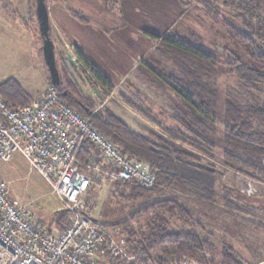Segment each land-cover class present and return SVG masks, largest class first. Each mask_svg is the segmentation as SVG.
Listing matches in <instances>:
<instances>
[{
	"label": "rangeland",
	"instance_id": "obj_1",
	"mask_svg": "<svg viewBox=\"0 0 264 264\" xmlns=\"http://www.w3.org/2000/svg\"><path fill=\"white\" fill-rule=\"evenodd\" d=\"M209 1L212 6H219L230 13L237 11L230 5L231 0ZM237 1L240 0H233ZM44 3L49 13V35L54 43L60 75L65 72L63 67L67 66L66 73L92 101L93 109L98 111L107 107L133 128H136L135 119L157 132L161 131L158 125L127 104L122 95L133 98L143 108L151 109L167 124H173L169 114L180 103L172 90L157 81L156 75L162 74L172 82L169 76L175 71L161 48V40L148 36L147 32L163 36L169 31H177L186 35L190 29L201 35L210 48L217 46L218 70L213 83L219 97V113H222L227 100L243 104L252 99L264 103V92L242 85L228 71L224 48L237 52L243 61L248 60V54L226 35L221 17L211 18L205 12L208 5L203 0H44ZM4 4L8 7H0L4 9L0 16L14 15L10 11L13 9L11 4H19V11L15 14L19 19L23 16L24 20H20L22 24L16 27H6L5 19L0 17V82L13 77L34 96L45 82L51 84L41 52L42 38L34 18L35 0H0V5ZM256 4L259 6L256 15L264 19V0H258ZM60 49L70 51L78 66L71 67ZM79 52L108 78L110 89L94 78L92 69L80 58ZM61 85H66L62 75ZM91 85L98 88L100 96L92 91ZM89 150L96 167L88 168L98 183L91 182L82 197L83 211L113 233L123 260L128 253L126 229L138 233L150 220L149 212H142V199L122 202L113 195L114 168L92 145H89ZM216 153V158L210 162L223 170L218 187L229 194L233 202L229 211H223L219 199L211 205L192 199L194 197L181 185L165 189L159 196L176 195L179 201L191 205L192 227H203L205 235L211 233L212 249L208 256L213 259L212 264H219L223 244L231 246L244 261L250 260L251 254L260 257L264 251V185L223 167L218 159L221 146ZM0 178L8 188L9 200L27 207L36 220L46 224L59 221L52 224L57 230H62L68 223L69 214L64 211L61 200L21 153H15L9 161L0 162ZM217 196L223 198L221 194ZM114 221H119V224L111 226ZM170 228L185 227L172 220ZM129 258L134 256L129 255ZM254 262L252 260L249 264Z\"/></svg>",
	"mask_w": 264,
	"mask_h": 264
},
{
	"label": "trees",
	"instance_id": "obj_2",
	"mask_svg": "<svg viewBox=\"0 0 264 264\" xmlns=\"http://www.w3.org/2000/svg\"><path fill=\"white\" fill-rule=\"evenodd\" d=\"M203 1L208 5L204 8L205 12L211 18L221 17L226 35L248 54V60L243 61L237 52L224 48L228 71L242 85L264 92V19L256 15L258 0H231L230 5L237 10L231 13L219 6H212L209 0ZM188 31L186 35L169 31L163 36L147 32L148 36L161 40V48L175 71L169 76L172 82L168 76L156 75L157 81L172 90L180 102L169 114L173 124H167L151 109L143 108L133 98L121 94L127 104L158 125L160 132L135 119L136 128H133L107 107L98 111L93 109L92 101L86 98L79 85H75L66 73L67 66L63 67L65 72L61 73L66 85H55L63 102L86 118L122 154L144 164L153 177L152 186L145 189L130 180H116L113 183V195L122 202L142 199V212H149L150 217L138 233L126 229L127 255H133L134 258L120 259V264H170L182 259L212 264L213 259L209 257L212 249L211 233L205 235L203 227L197 225L199 230L192 227L191 205L179 201L176 195L161 197L159 193L181 185L194 197L192 199L209 205L219 199L223 211H229L233 202L229 194L223 193L218 187L223 170L210 162L216 158L219 146L221 154L218 159L223 167L264 185V103L252 99L243 104L227 100L222 106V113H219V97L213 83L218 70L217 46L210 48L203 42L201 35L190 29ZM78 55L92 69L94 78L110 89L108 78L80 52ZM70 66L74 67L72 64ZM149 71L154 73L150 68ZM47 79L50 81L49 76ZM0 96L11 105H25L33 99L13 77L0 82ZM90 153L86 149L79 153V159L86 161L80 168L91 182L96 183L92 171L86 166L93 162ZM154 194L157 196H152ZM218 194L223 198H218ZM226 206L228 209L224 210ZM172 220L185 228H170ZM118 222L114 221L110 225L117 226ZM257 222L262 223L259 220ZM220 256L219 264H246L228 244L221 246Z\"/></svg>",
	"mask_w": 264,
	"mask_h": 264
},
{
	"label": "built area",
	"instance_id": "obj_3",
	"mask_svg": "<svg viewBox=\"0 0 264 264\" xmlns=\"http://www.w3.org/2000/svg\"><path fill=\"white\" fill-rule=\"evenodd\" d=\"M89 145L110 162L116 180L152 186L153 177L145 165L122 154L63 102L55 85L48 84L25 105L8 104L0 96V162L21 153L69 214L62 230L36 220L27 207L9 200L8 188L0 178V264H120L113 233L83 211L82 197L91 181L80 168L86 161L78 156ZM86 166L96 167L94 162ZM170 264L198 263L182 259Z\"/></svg>",
	"mask_w": 264,
	"mask_h": 264
},
{
	"label": "water",
	"instance_id": "obj_4",
	"mask_svg": "<svg viewBox=\"0 0 264 264\" xmlns=\"http://www.w3.org/2000/svg\"><path fill=\"white\" fill-rule=\"evenodd\" d=\"M35 14L38 24V30L42 38L41 52L44 64L46 66L51 84L59 85L61 83V77L56 65L54 43L49 36V15L44 0H35ZM64 53L65 58L74 66H78V63L74 60L70 51L59 50ZM91 89L95 94L99 95V90L96 86L91 85ZM65 94V91L63 92Z\"/></svg>",
	"mask_w": 264,
	"mask_h": 264
},
{
	"label": "crops",
	"instance_id": "obj_5",
	"mask_svg": "<svg viewBox=\"0 0 264 264\" xmlns=\"http://www.w3.org/2000/svg\"><path fill=\"white\" fill-rule=\"evenodd\" d=\"M17 4V3H16ZM14 5V4H11V6L13 7V9L12 10H10V11H13L14 12V15H12L11 13H8L6 16H0V17H2L3 19H5V21H6V23H7V26L6 27H9V26H11V27H16V25L17 24H22L21 22H20V20H24L23 19V16H20V19H19V17H17V15L15 14V12H17V11H19V4H18V6L17 5ZM10 5V4H9ZM0 7H8V6H6V4H4L3 6H1L0 5ZM21 7H22V5H21ZM5 9V8H4ZM4 9H2V8H0V11L1 10H4ZM48 15H49V13H48ZM22 17V18H21ZM19 24V25H20ZM38 25V24H37ZM22 26V25H21ZM47 84V82H45V84H44V86L41 88V90L36 94V95H32L34 98L35 97H37L44 89H45V87L48 85H46ZM262 255H264V251L263 252H261L260 253V257H257L255 254H251L250 256L252 257V258H250V260H246L245 262H246V264H249V263H251L252 262V260H255V261H262V260H264V256H262Z\"/></svg>",
	"mask_w": 264,
	"mask_h": 264
},
{
	"label": "bare ground",
	"instance_id": "obj_6",
	"mask_svg": "<svg viewBox=\"0 0 264 264\" xmlns=\"http://www.w3.org/2000/svg\"><path fill=\"white\" fill-rule=\"evenodd\" d=\"M75 60V59H74ZM76 61V60H75ZM77 62V61H76ZM78 63V62H77ZM69 106V105H68ZM81 158V157H80ZM84 160V159H83ZM85 165V164H84ZM118 181V180H117Z\"/></svg>",
	"mask_w": 264,
	"mask_h": 264
}]
</instances>
